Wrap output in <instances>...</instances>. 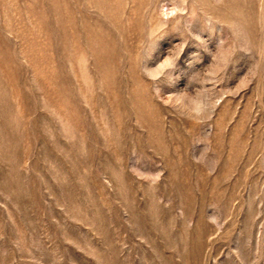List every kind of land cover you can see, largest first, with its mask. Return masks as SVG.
Masks as SVG:
<instances>
[{"label":"rangeland","instance_id":"obj_1","mask_svg":"<svg viewBox=\"0 0 264 264\" xmlns=\"http://www.w3.org/2000/svg\"><path fill=\"white\" fill-rule=\"evenodd\" d=\"M0 264H264V0H0Z\"/></svg>","mask_w":264,"mask_h":264}]
</instances>
